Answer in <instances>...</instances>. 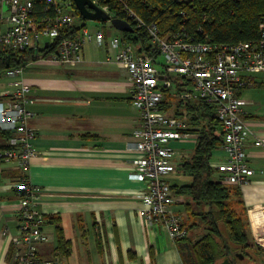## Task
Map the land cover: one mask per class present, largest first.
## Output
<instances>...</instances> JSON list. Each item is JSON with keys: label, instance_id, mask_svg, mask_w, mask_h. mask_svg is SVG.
Masks as SVG:
<instances>
[{"label": "crops", "instance_id": "obj_1", "mask_svg": "<svg viewBox=\"0 0 264 264\" xmlns=\"http://www.w3.org/2000/svg\"><path fill=\"white\" fill-rule=\"evenodd\" d=\"M96 22H101L100 29L90 30L86 21L81 27L91 33L103 31L106 42L122 37L118 31L109 34L110 28L114 30L109 22ZM81 55V62L73 67L51 63L49 55L35 63L37 72H23L31 88L29 110L36 114L31 123L36 131L35 156L26 171L16 164L0 167V264H14L11 238L18 221L14 186L22 178L41 190L37 210L48 238L37 247L41 263L183 264L181 254L187 244L192 245L190 239L174 242L164 228L147 226L138 215L145 184L130 178L139 156L125 149L139 126L138 113L130 105L128 72L104 64L110 55L107 45H86ZM262 78L264 73L252 76L240 95L262 85ZM249 106L246 101L243 120L256 137H264V118L247 110ZM184 140L182 149L190 153L195 141ZM246 153L254 175L236 187L241 191L249 242L264 253V149L249 142ZM224 161L218 147L211 168L216 171ZM183 182L182 177L175 183ZM171 211L182 223L185 212L180 200ZM58 229L68 242L67 254L59 250Z\"/></svg>", "mask_w": 264, "mask_h": 264}, {"label": "built area", "instance_id": "obj_2", "mask_svg": "<svg viewBox=\"0 0 264 264\" xmlns=\"http://www.w3.org/2000/svg\"><path fill=\"white\" fill-rule=\"evenodd\" d=\"M90 1L112 17L107 6H99L98 0ZM113 1L124 12L122 20L146 33L150 43L147 52L139 53L122 37L114 36L106 42L103 31L91 33L82 28L74 37L62 38L48 61L73 67L81 62L86 45H107L110 55L104 64L128 72L130 105L138 113L139 126L125 149L139 156L130 178L145 184L143 208L138 215L145 225L164 228L177 242L187 236V229L171 211L175 199L167 177L176 171L174 144L189 133L180 119L162 109L164 87L179 79L183 85L180 99L200 100L212 107L221 134L219 147L225 154V161L216 167L218 182L234 187L248 182L254 170L248 164L246 146L251 142L264 149V137H256L243 120L246 101L240 92L252 76L264 73V17L255 42L214 45L195 41L184 32L161 36L155 24L140 19L123 0ZM73 13V0H0V167L16 164L26 171L35 156L36 131L31 123L36 114L29 110L31 88L23 79V68H10V61L30 50L50 49L59 36L72 28ZM159 57L164 59L162 64ZM14 190L18 196V221L16 236L11 238L12 261L49 264L41 263L37 250L39 244L48 241L42 229L43 217L37 210L41 190L26 178Z\"/></svg>", "mask_w": 264, "mask_h": 264}, {"label": "trees", "instance_id": "obj_3", "mask_svg": "<svg viewBox=\"0 0 264 264\" xmlns=\"http://www.w3.org/2000/svg\"><path fill=\"white\" fill-rule=\"evenodd\" d=\"M98 1L99 6L108 7L113 18L124 19V12L119 4L113 0ZM123 2L140 19L157 25L161 36L171 37L184 32L195 41H209L214 45L255 42L258 38L259 24L264 17V0H183L181 2L123 0ZM83 25L84 22L75 24L69 32L59 36L50 49L40 51L41 55L54 54L59 41L64 37H74L79 27ZM133 30V33H122L123 41L133 45L139 53L147 52L149 46H147L146 33L134 27ZM31 51L11 59L10 68L24 69L28 62L25 56ZM178 81L179 79L172 80V85L164 87V94H172L171 92L179 94L183 85ZM179 101L177 107L183 106L187 111L186 114L191 115L194 125H199L200 129L192 133L197 135L192 152L178 167V172L186 182L171 184V189L173 195L188 198L189 202L182 204L188 218H199L207 225L206 234L191 246L187 244V250L181 254V259L183 264H218L224 259L229 260L231 264L242 263L243 260H240L235 252L249 249L251 245L246 232L241 191L239 187H228L219 183L218 175L210 165L212 153L222 141L219 123L214 117L212 107L205 102L182 99ZM162 107L164 111L171 113L167 107L164 105ZM57 231L59 250L67 254L68 242L64 240L61 231L59 229ZM186 238L183 240L188 241L189 239Z\"/></svg>", "mask_w": 264, "mask_h": 264}, {"label": "rangeland", "instance_id": "obj_4", "mask_svg": "<svg viewBox=\"0 0 264 264\" xmlns=\"http://www.w3.org/2000/svg\"><path fill=\"white\" fill-rule=\"evenodd\" d=\"M74 23L72 25V28L75 24V20H76V24L79 22L81 24V22H85L78 14L77 10H75L74 8ZM82 19V20H80ZM80 20V21H79ZM86 26L90 29H97V28H101V22H92V21H86ZM157 26V25H156ZM83 28V27H81ZM159 29V28H158ZM109 34L112 35H116L118 34L117 31H115V29L113 30L112 28H110L109 30ZM149 46L150 43L149 41L147 42ZM41 52L38 51H31L29 52V54H27L25 56V58H28V62L26 67L23 69V72H37L36 71V67L38 64H35L37 61H40V59H44L45 56H42ZM24 58V59H25ZM160 63L162 64L164 59L163 57H159L158 58ZM60 68H62L60 66ZM261 83L262 85L251 88V89H246L242 92L241 97L243 100L245 101H249V103H251V106L247 107V110L252 111L253 113H255V115L259 118L262 119L264 118V78L261 79ZM172 93V92H171ZM164 99H163V104L165 107L168 108V110L173 114H176L174 117L180 119L183 122L184 128H186V132H189V135L187 138L188 139H196V134H192L193 132H195L196 130L200 129L199 125H194V123L191 120V115L188 113V115L186 114L187 111L184 109L183 106H179L177 107L178 102H180V98L178 97V93L177 94H169L166 93L164 95ZM172 99V100H170ZM168 105V106H167ZM163 109V107H162ZM186 111V112H185ZM189 130V131H188ZM187 141H182L180 142V144L178 143L177 147L175 148V154H174V163L176 166V171L172 174H170L167 177V180L170 184H180V183H175L181 180V178L183 177L182 174L180 172H178V167L180 165V163L187 159L190 153H186V149H182V147H184L186 145ZM192 144V142H190V145ZM188 182V181H187ZM229 187V186H228ZM174 199L176 200H180V203L183 204L184 202H189L188 198L185 197H177L174 194ZM196 222V224H195ZM184 226L187 227V235H188V239H190V243H194L196 242L198 239H200L204 234H206V227L207 225L203 222L200 221L199 218H188L187 214H184V218H183V222ZM194 225V226H192ZM192 226V227H191ZM194 230V231H193ZM251 248L246 249V250H241V251H237L235 252V255L238 256H242L243 257V262L241 264H264V254L261 252V250L257 249V247L250 242ZM223 260L219 261L222 262ZM238 261V259L236 260ZM235 264H239L234 262Z\"/></svg>", "mask_w": 264, "mask_h": 264}, {"label": "water", "instance_id": "obj_5", "mask_svg": "<svg viewBox=\"0 0 264 264\" xmlns=\"http://www.w3.org/2000/svg\"><path fill=\"white\" fill-rule=\"evenodd\" d=\"M74 6L79 14V16L84 21H106L118 32L121 33H133L134 30L132 26L125 20L119 18H112L107 13L102 11L100 8L95 6L90 0H73ZM238 256V255H237ZM243 259L242 256H238ZM218 264H231L227 259H224Z\"/></svg>", "mask_w": 264, "mask_h": 264}, {"label": "flooded vegetation", "instance_id": "obj_6", "mask_svg": "<svg viewBox=\"0 0 264 264\" xmlns=\"http://www.w3.org/2000/svg\"><path fill=\"white\" fill-rule=\"evenodd\" d=\"M241 260H243V259H241ZM233 264H235V263L233 262ZM239 264H241V263H239Z\"/></svg>", "mask_w": 264, "mask_h": 264}]
</instances>
